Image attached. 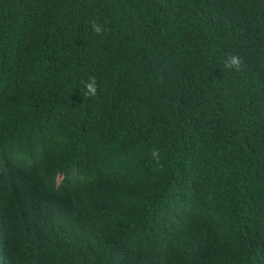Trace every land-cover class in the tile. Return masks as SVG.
<instances>
[{
	"label": "trees",
	"instance_id": "obj_1",
	"mask_svg": "<svg viewBox=\"0 0 264 264\" xmlns=\"http://www.w3.org/2000/svg\"><path fill=\"white\" fill-rule=\"evenodd\" d=\"M0 264H264V0H0Z\"/></svg>",
	"mask_w": 264,
	"mask_h": 264
},
{
	"label": "clouds",
	"instance_id": "obj_2",
	"mask_svg": "<svg viewBox=\"0 0 264 264\" xmlns=\"http://www.w3.org/2000/svg\"><path fill=\"white\" fill-rule=\"evenodd\" d=\"M91 28L95 35L103 36L109 29L100 25L96 21L91 22ZM224 68L230 69L232 71H240L243 66V59L237 54H230L224 58ZM81 84L84 87V96L88 98H95L98 92L97 77L91 75L87 80H81ZM151 156L153 160L158 164L160 160V151L159 149H152Z\"/></svg>",
	"mask_w": 264,
	"mask_h": 264
}]
</instances>
